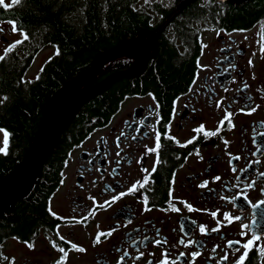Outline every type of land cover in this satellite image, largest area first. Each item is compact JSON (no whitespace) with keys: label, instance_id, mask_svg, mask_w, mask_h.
<instances>
[{"label":"flooded vegetation","instance_id":"obj_1","mask_svg":"<svg viewBox=\"0 0 264 264\" xmlns=\"http://www.w3.org/2000/svg\"><path fill=\"white\" fill-rule=\"evenodd\" d=\"M26 2L27 0H3V4H0V29H3L0 31V54H3L8 44L18 39L22 41L0 61V65L17 66L23 86L38 81L44 65L53 56L40 65L32 77H26L41 48L48 47L42 44L38 33L31 36L21 22L20 12L22 13ZM153 19L156 21L152 22L154 28L162 23L157 24L159 17L153 16ZM9 20L16 21L18 28L22 27L26 31L27 40H24L19 30L13 31ZM203 23L201 27L202 23H191L197 52L193 71L185 88L168 99H163L152 91L123 94L113 113L68 149L65 158L67 166L64 160L56 182L45 197V220L39 222L25 237L8 233L0 239V264H9L10 261L13 264H54L60 253L52 248L50 240L65 248V264H116L117 258L122 255V252L117 251L118 248L127 249L130 256H135L133 249L136 247L144 252V256L135 264H148V261L155 264L163 258L161 253L165 248L171 259L179 252L186 253L176 264H216L225 253L228 259L222 264H234V259L244 251L242 244L251 236L260 238L254 244L264 247V195L259 193V189L264 187V177L257 175L264 172V96L257 91L264 88L262 25L256 21L250 27L220 28L211 18ZM174 25L175 22L172 21L162 32L166 31L169 41L173 40L176 33L172 28ZM178 29L186 30L188 27ZM249 59L252 61L251 65L248 63ZM198 62L207 65V68L202 70L198 67ZM232 65L235 67H231ZM226 68L228 71H225ZM196 73H199V77L193 84ZM21 77L24 82H21ZM232 77H235L234 83L231 82ZM243 83H247L249 87L242 88ZM189 88L192 89L191 92ZM224 88L229 90L225 92ZM209 89L214 92H209ZM246 96L251 97L253 106L260 105L251 115L237 111L244 106ZM220 97H225V101L221 108H217L215 101ZM224 104L230 106L235 127L229 129L225 123L217 135L208 138L203 133L193 131L200 123L205 125L206 130L214 131L223 116ZM193 108L196 109L195 112L192 111ZM0 129V149H3L0 156L11 154L14 159L19 157L20 153L11 146L10 133L2 127ZM121 132L124 133L123 136L120 135ZM157 132L160 134L161 144L159 163H156V170L152 171L157 154L146 153L145 145L155 147ZM165 133L169 137H175L181 145L193 136L196 139L181 147L174 140L166 138ZM117 137H120L119 140ZM220 137L229 141L227 147ZM196 149L203 159L195 154ZM117 160L118 165L115 163ZM233 168L236 169L235 172L232 171ZM113 169L116 170L115 173ZM142 169H147L150 173L145 189L127 195L110 206L93 209L89 196H94L101 202L108 199L114 192L104 191L106 185L122 191L148 174ZM217 175L221 179L213 182L212 177ZM205 179L209 180L208 186L204 189L197 187ZM253 180L256 187L246 190L247 199L236 195L239 188L231 187L232 184L242 186ZM225 182L229 184L227 189L224 188ZM213 189L214 192L211 191ZM28 195L19 200H24ZM143 195L149 198L147 211L144 210L145 204L141 199ZM221 195L235 197V200H221ZM180 200L191 203L198 211L189 212L179 203ZM172 204L181 211L172 212ZM10 208L1 216L8 217ZM212 211H217V217H212ZM53 212L56 213L55 216L52 215ZM224 212L240 216L241 220L228 223L223 220ZM81 217L87 218L81 220ZM217 219L223 226L218 231H212L216 228ZM193 220L196 221L195 225ZM241 223L248 226L243 229L246 233L243 237L239 235L242 231ZM117 224L120 227L110 237H101L99 244L93 243L98 232H106ZM200 224L206 225V235L200 233ZM156 229L160 230L159 236ZM144 235L153 239L166 237L167 244L158 246L144 241L141 245L137 240L136 245L129 246L132 238ZM14 236H18L19 240L13 239ZM60 236L64 240H60ZM181 237L193 239L194 246L185 248L177 244L176 241ZM25 240L33 242L34 247L29 249L23 243ZM227 241L240 243L228 245ZM71 243L82 246L86 251L72 249ZM214 245L218 247L213 254ZM197 250L201 254L191 257L190 253ZM149 252L152 253L151 256L148 255ZM210 256L214 258L209 260ZM262 260L264 253L258 255L257 247L251 246L247 259L242 264H261ZM123 264H133V261L129 258Z\"/></svg>","mask_w":264,"mask_h":264},{"label":"trees","instance_id":"obj_2","mask_svg":"<svg viewBox=\"0 0 264 264\" xmlns=\"http://www.w3.org/2000/svg\"><path fill=\"white\" fill-rule=\"evenodd\" d=\"M139 1L27 0L20 12L22 24L31 36L38 33L43 45L54 47L55 53L44 65L38 81L30 85L20 83L17 66L0 65V96L8 97L0 104V127L10 133L11 146L20 153L15 159L11 154L0 156V179L26 158L45 119L49 99L63 85L88 70L102 52L135 38L142 30L154 29L153 16L160 18L158 24L172 11L159 0H154L151 8ZM132 4L140 10L133 11ZM208 18L220 28L250 27L259 21L264 34V0L244 4L196 0L180 12L173 20V40H168L166 31L159 36L157 50L140 76L121 79L80 108L45 160L29 195L11 206L8 217L0 215V239L8 233L25 237L45 220V197L57 180L68 149L108 118L123 94L152 91L168 99L185 88L197 52L191 23H202L201 27ZM185 27L188 29H178ZM131 63L130 58L110 62L94 83L127 70Z\"/></svg>","mask_w":264,"mask_h":264},{"label":"water","instance_id":"obj_3","mask_svg":"<svg viewBox=\"0 0 264 264\" xmlns=\"http://www.w3.org/2000/svg\"><path fill=\"white\" fill-rule=\"evenodd\" d=\"M196 0H178L166 19L156 28L142 30L135 38L123 41L120 46L99 54L93 65L63 85L48 101L46 116L26 158L7 177L0 181V215L16 200L24 198L33 188L40 170L59 142L64 129L70 124L80 108L100 96L114 83L124 78H136L146 69L157 50V40L169 24L186 7ZM230 4H244L251 0H217ZM130 58L127 70L116 72L94 83L101 70L110 62ZM62 103L58 111L54 107Z\"/></svg>","mask_w":264,"mask_h":264},{"label":"snow or ice","instance_id":"obj_4","mask_svg":"<svg viewBox=\"0 0 264 264\" xmlns=\"http://www.w3.org/2000/svg\"><path fill=\"white\" fill-rule=\"evenodd\" d=\"M153 2H154V0H144V5H147V6H149V8H151ZM159 2H160V4L163 7L167 8L172 3V0H168L167 4L163 3V0H159ZM0 4H3V0H0ZM5 7H8V5H5ZM130 7L132 8L133 11H139L140 10L136 6V4H132V5H130ZM8 23L13 25V31L14 32L19 30L20 35L24 37V40L28 39V35L26 34V31L22 27L18 28L16 21L9 20ZM149 23H151V21H149ZM0 31H3V29H0ZM21 43H22V41L18 39V40H15L14 42L8 44V46L3 50V54H0V61L4 60L5 56L8 53H10L17 45H20ZM262 51H264V49H262ZM248 63H249V65L252 64L251 59H249ZM198 67L203 70V69L207 68V65H202V64H199V62H198ZM231 67H235V65H232ZM225 71H228V69L226 68ZM198 77H199V73H196L195 77H194V79L192 81L193 84H195L196 78H198ZM205 79L207 80L208 78H205ZM21 82H24L22 77H21ZM231 82L232 83L235 82V77H232ZM27 83H31V81H27ZM248 87H249V85L247 83H243L242 84V88L247 89ZM223 90L225 92H227L229 89L228 88H224ZM189 91L191 92L192 89L189 88ZM208 91L209 92H214L213 89H209ZM257 91L260 92L262 96H264V88L257 89ZM7 99H8V97L6 95L3 96V98L0 99V104H3ZM209 99H211V97H209ZM224 101H225V97H220V99L215 101L216 107L217 108H221V106H222ZM185 107H187V105H185ZM223 107H224L223 116L218 121V126L216 127V129L214 131L206 130L205 129V125L203 123H200L196 128L193 129V131L194 132L203 133L204 137L208 138V137L217 135L221 131V126L225 125V123L227 124V127L229 129L235 127V125L233 124V121H232L233 113L229 110L230 106L224 104ZM259 107H260L259 104H256V105L253 106V104L251 102V97L250 96H246V97H244V106L239 108V109H237V111L238 112H244L245 114L251 115L252 113L256 112ZM192 111L195 112L196 109L193 108ZM141 123H143V121H141ZM262 123H264V121H262ZM129 127H132V125H129ZM0 131H2V129H0ZM120 135L123 136L124 133L121 132ZM159 137H160V134L157 132L156 133V138H155V147H148L147 145H145V152L146 153H156L157 154V160L152 166V171L156 170V163H159V149L161 147ZM165 137L174 140L181 147H184L187 144L192 143V141L196 139V137L193 136V137H191V139L185 141L184 144L181 145L180 141L176 140L175 137H169L167 133H165ZM119 138L120 137H117V140H119ZM220 138L223 140V143L227 147L228 144H229V141L224 139L223 137H220ZM5 140H7V133H5ZM0 151H3V149H0ZM195 154L198 157H200V153H199L198 149L195 150ZM118 155H119V153H118ZM229 155H231V154H229ZM70 156H71V153H69V157ZM200 158L203 159L202 157H200ZM64 163H65V166H67L68 161L65 160ZM110 163H112V162L110 161ZM115 163L118 165L119 164V160L115 161ZM256 163H259V161H256ZM115 171L116 170L113 169V173H115ZM142 171L145 172V173H148L147 169H142ZM232 171L235 172L236 169L233 168ZM241 171H243V169H241ZM257 175H258V177H264V172H259ZM149 178H150V173L145 174L142 177V179H138V180L132 182L129 186L125 187L124 190H122V191H116L115 188L112 185H106L104 191L114 192V194L111 195L108 199L103 200L102 202L101 201H97L96 197H94V196H89V199L92 200V203H93V209H95L97 207H102V206H110V204L115 203L116 201L120 200L121 198H123V197H125L127 195H131V194L140 192L142 189H145V186L148 183ZM220 179H221V177L219 175L212 177V181L213 182L219 181ZM236 179H239V177H236ZM117 183H119V182H117ZM208 184H209V180L205 179L200 184H198L197 187H199L201 189H204V188H206L208 186ZM81 187H83V185H81ZM228 187H229V184L227 182H225L224 188L227 189ZM231 187L234 188V189L235 188H239V190L236 192V195H238V196L242 195V196L245 197V199H247L248 192L246 190L255 189L256 183H255V180H253V181H250V182H245L242 186L236 185V184H232ZM211 191L214 192L215 190L213 189ZM259 193H260V195H264V187L259 189ZM141 199H142L143 203L145 204L144 210L145 211L149 210V208H148V199H149L148 196L143 195L141 197ZM220 199L221 200H225V201H228V200L234 201L235 197L221 195ZM179 203L183 204L184 208H186L189 212L198 211V209H195L194 206L191 203H189V202H187L185 200H180ZM170 210L172 212H177V213H179L181 211V209L179 207H177L175 204H172L170 206ZM206 210L207 209H205V211ZM49 211H51V209H49ZM217 211H219V210L217 209ZM217 211H212L211 212L212 217H214V218L217 217ZM91 213H92V210L90 209L89 210V214H91ZM52 215L55 216L56 213L53 212ZM86 218L87 217H81L80 219L84 220ZM72 219H75V218H72ZM223 220L227 221L228 223H231L233 220L240 221L241 217L240 216H233L229 212H224L223 213ZM77 222H79V221H77ZM129 222H131V221H129ZM192 223H193V225H195L196 221L193 220ZM222 226L223 225H222L221 221L219 219H217L216 228H213L212 231H218ZM119 227H120V225L117 224L116 226L109 228L106 232H98L96 237H95V239H94V241H93V243L94 244H99L101 242V237H104L105 239L107 237H110L112 235V233L114 231H116V229L119 228ZM198 227H199V231H200L201 234H205V235L207 234L206 225L200 224V225H198ZM247 227L248 226L243 224V223L240 224V228L242 229V231L239 232L240 236L243 237V236L246 235V233H245V231H243V229H246ZM155 231H156L157 236H159L160 230L156 229ZM33 235H35V234H33ZM57 235H59V233H57ZM13 239L19 240V237L18 236H14ZM259 239L260 238L254 236V235L251 236V238H248L246 240V242H244L242 244V247L244 249L243 253L240 254L238 258L234 259V264H242V262H244L247 259L248 253L251 250V246L257 247L258 255H260L261 253H264V247H259L258 244H254V242L258 241ZM60 240H64V237L60 236ZM137 240H139L141 245H143L144 241H150L154 245H158V246L167 244V238L166 237L163 238V239H153L152 237H149L148 235H144L143 237L132 238L130 240V245L129 246L131 247L132 245H136L137 244ZM49 242H50L52 248L57 249L58 252L60 253L59 258L55 260L54 264H65L66 255H67L65 248L64 247H59L54 240H50ZM23 243L29 249H32L34 247V243L31 242V241L25 240V241H23ZM176 243L180 244V245H183L185 248H187L188 246H194L195 241L193 239H191V238L185 239L184 237H181L180 239H178L176 241ZM233 243H240V241H227L228 245H232ZM217 247L218 246H216V245L213 246V249H212L213 254L215 253ZM71 248L75 249V250H77L79 252H85L86 251L85 248H83L82 246H78L75 243H71ZM133 250L136 252V255L135 256H130V253H129V251L127 249L118 248L117 251L118 252H122V255H120L117 258L116 264H123V262L126 259H129V258L133 261V264H135V262L137 260H139L141 257L144 256V252L140 251L139 247H136ZM200 254L201 253L198 250L197 251H192L190 253L191 257H193V258L199 256ZM148 255L151 256L152 253L149 252ZM185 255H186L185 252H179V254L174 259H171V258H169L168 249L165 248L164 251L161 253V256L163 258H161L158 261H156L155 264H176V261H179L180 258L184 257ZM0 257H2V253H0ZM3 258L6 259V257H3ZM213 258H214V256H210L208 259L211 260ZM227 259H228V256H227V253H225V255L221 256L216 261V264H222V262L226 261ZM9 264H13V262L10 261ZM98 264H99V262H98ZM148 264H154V262L153 261H148ZM261 264H264V260L261 261Z\"/></svg>","mask_w":264,"mask_h":264},{"label":"rangeland","instance_id":"obj_5","mask_svg":"<svg viewBox=\"0 0 264 264\" xmlns=\"http://www.w3.org/2000/svg\"><path fill=\"white\" fill-rule=\"evenodd\" d=\"M144 0H140L139 3H143ZM165 4L168 3V1H164ZM174 4L171 3L169 5V7L173 8ZM53 53H55V49H52L51 46H48V47H42L40 52L37 54V56L35 57V59L33 60V65L31 67V69L27 72L26 74V77H32L33 76V73L37 70V68L40 66V65H43L46 60L53 55Z\"/></svg>","mask_w":264,"mask_h":264},{"label":"bare ground","instance_id":"obj_6","mask_svg":"<svg viewBox=\"0 0 264 264\" xmlns=\"http://www.w3.org/2000/svg\"><path fill=\"white\" fill-rule=\"evenodd\" d=\"M62 103L60 104H57L55 107H54V112L58 111V109L61 107Z\"/></svg>","mask_w":264,"mask_h":264}]
</instances>
